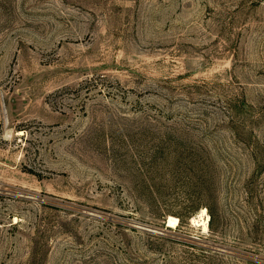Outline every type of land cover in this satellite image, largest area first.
<instances>
[{
	"label": "rangeland",
	"instance_id": "rangeland-1",
	"mask_svg": "<svg viewBox=\"0 0 264 264\" xmlns=\"http://www.w3.org/2000/svg\"><path fill=\"white\" fill-rule=\"evenodd\" d=\"M0 264H264V0H0Z\"/></svg>",
	"mask_w": 264,
	"mask_h": 264
},
{
	"label": "bare ground",
	"instance_id": "bare-ground-1",
	"mask_svg": "<svg viewBox=\"0 0 264 264\" xmlns=\"http://www.w3.org/2000/svg\"><path fill=\"white\" fill-rule=\"evenodd\" d=\"M204 212H205V210L202 211L201 215H203ZM169 222L175 226L177 224V218L171 216L169 218Z\"/></svg>",
	"mask_w": 264,
	"mask_h": 264
}]
</instances>
